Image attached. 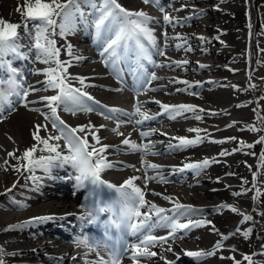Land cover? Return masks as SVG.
<instances>
[{"label":"snow or ice","instance_id":"snow-or-ice-1","mask_svg":"<svg viewBox=\"0 0 264 264\" xmlns=\"http://www.w3.org/2000/svg\"><path fill=\"white\" fill-rule=\"evenodd\" d=\"M81 0H65V2H59V0H26L25 8H18V11L22 12L23 24L6 22L0 20V118H2L4 111H12L14 109V102H18L21 99H25L29 95V89L25 88L24 78L21 75L20 70L12 67V59H25L26 57L20 49V40L18 29L23 27L25 32L29 36L34 37L33 45L36 52L37 59H43L44 63L54 62V68H48L44 74L47 79L45 80V89L57 90L55 95L42 97L41 101L45 102V107L48 112L42 113L45 119L50 121L52 128L56 130L57 135H51L47 138L40 136L41 125H35V131L32 132V138L36 143L32 147L25 149L22 157H17V160H23L22 167L24 171L31 173L30 179L33 182H38L40 177L35 175L36 170H42L45 174L51 175L54 168H63L66 165H70L76 170L77 175L74 177L76 182V188H90L89 195L86 199L92 198L97 194L98 190L107 187L113 189L117 193V197L110 203H105L103 206L94 207L93 211L87 213L88 222H94L95 217L93 212H112L115 217L110 222V227H114L118 232L130 233L132 236H136L139 243L127 244L123 243L119 249L115 246L110 252V258L105 260L100 257L96 264H121V258L123 255L130 253L131 259L134 264H138L141 258H151L157 255L156 252L150 251L149 248L156 246L157 244L166 243L169 238L176 237L179 233L186 234L188 230L194 227H201L204 221H193L188 218L190 214L197 211L190 205H183L179 202H175L171 209L159 207L154 203H149L145 200V192L135 185L134 181L140 179V177L132 176L125 180L123 184L116 186L101 179V173L109 168H113L114 164L107 160L104 153L109 147H115L117 151L122 150L119 146H110L108 144H101L100 137L97 134L99 129L90 123L88 125L77 126L71 128L67 126L57 115V109L61 106L67 112L75 114L76 112H93L100 111L102 115H106V118L115 119L117 115L127 116L128 121L117 120V127L111 129L113 132H118L120 124L131 123L134 121L135 125H142L144 122L156 119L155 116H151L146 112L141 111L142 104L137 101L134 106V111L129 113L123 109L116 107H107L100 105L98 101L84 90L86 87L93 85H87L85 83V77H70L68 74L69 62L59 60L60 49L55 46V40L49 37L55 35L66 36V34L74 31L76 21L82 17L80 11ZM144 3L156 4L159 7L158 0H144ZM163 11V9H161ZM163 20L166 24L173 23V18L168 14H165ZM152 21L143 10L130 11L122 7L117 0H102V2L96 7V12L93 16L92 27L94 28L95 36L98 40L103 41L101 56L105 60V65L110 66L114 70V74L117 78H120V72L117 71L118 65L122 60H126L130 52H135L139 60H147L150 63H154L151 57L150 49L155 48V37L153 29L148 25ZM29 22L32 23L34 32H30L28 29ZM180 23L179 20L176 21ZM57 29L59 31L57 32ZM167 38V34L165 33ZM176 39H181L177 36ZM203 39V37H201ZM44 41L43 43L41 41ZM183 47V44H177L176 48ZM191 50V49H188ZM157 54L163 56L165 53L162 49H156ZM68 54L72 55L71 46H68ZM11 57L12 59H9ZM73 59L80 61L85 59L80 56H73ZM177 67L182 64H186L187 61H175ZM160 67L170 65H158ZM143 68V65H140ZM204 67V65H201ZM137 79L139 85L137 91L145 88V85H150L152 80L159 79L156 74L150 73L147 76L138 75ZM71 80H77L80 87L73 86ZM189 85L188 81H176ZM235 87V86H234ZM255 87V85H250ZM36 91L37 89H31ZM119 91V89H116ZM151 90V89H147ZM187 89H178L177 91H186ZM156 103H160L156 101ZM241 105H237L240 107ZM163 113L169 115V118L175 119L177 116H182L184 113H193V118L200 120L202 116L200 113L204 112L203 109H198L197 106L191 104H179V105H161ZM33 111L40 112L41 109H32ZM255 111V110H254ZM209 115H217L218 113L209 112ZM139 117V119H136ZM235 122H233L234 125ZM228 125L227 127H232ZM104 127L103 125L100 126ZM90 129L88 132L86 130ZM44 130L47 131V125H44ZM250 131H256L254 126H248ZM197 133L194 138L178 137L174 138L178 140L175 145H169L170 149L185 148L204 142L207 136H201L202 131L199 128L189 129ZM78 133H85L84 136L78 135ZM152 133L141 132L142 137H148ZM91 135L94 144L89 143L88 136ZM122 135V134H121ZM64 141V146L67 148V154L61 150L59 141ZM235 137L225 138L220 141H211L214 143H224L226 140H234ZM52 141V142H50ZM260 143H264V137H260ZM122 145L126 146L129 152H140L142 155L147 156L149 149L153 147L151 141L146 144H137L136 142L125 138L122 140ZM254 145H245L243 141L240 142V147L233 149V152L239 151L245 147L251 148ZM46 152L47 155L36 156L37 151ZM156 154V153H152ZM231 153L222 151L219 155L226 156ZM9 156H14V153H8ZM259 161L264 165V152L261 153ZM145 165V185L148 180H159L160 182H166V178L159 174L155 176H148L149 169L158 170L160 166L156 164L148 163L144 160L141 161ZM218 162L210 161L208 159L202 162L185 164L180 169H173V172H184L185 170H193L199 173L206 168L209 163ZM129 167H133L128 165ZM19 171V168H17ZM256 173H253V183L256 180ZM244 183H247L245 180ZM15 187V184L13 185ZM8 191H11L10 189ZM248 191L243 189L241 192L233 193L234 196H240ZM154 195H160L159 193H153ZM260 193L257 189L256 196L253 199H257ZM166 200L171 201L169 196L163 197ZM18 207H23L18 202L13 201ZM95 203V202H94ZM147 208L146 211L141 212V208ZM222 207L237 212L238 210L231 205H223ZM185 218L187 222L181 223L180 219ZM51 217H33L28 221L21 224L10 225L6 231L14 230L16 228H23L28 225L44 222ZM250 215L244 214L243 220H251ZM154 229H168V233L163 237H156L152 235ZM251 232L248 229L244 232V236ZM228 235L221 234V240L217 241L213 250L211 251H186V255L194 259V261H200L201 259L215 255L216 251L223 247L222 241L228 238ZM81 244H88L87 239H81ZM90 247L98 244L93 241ZM171 249L169 248V251ZM223 258V257H222ZM235 261V257H229ZM179 259V256L177 257ZM243 259L248 261V264H254L252 257L245 254ZM240 264V262H235Z\"/></svg>","mask_w":264,"mask_h":264},{"label":"bare ground","instance_id":"bare-ground-1","mask_svg":"<svg viewBox=\"0 0 264 264\" xmlns=\"http://www.w3.org/2000/svg\"><path fill=\"white\" fill-rule=\"evenodd\" d=\"M226 2L228 3V9L224 12V17L222 19L223 22L220 28L217 30L212 28V31L216 32V36L229 35V37L225 36L223 37V40L218 41L221 46H227L231 49L228 51L230 53L223 56L225 61L229 60L230 66H233V63L236 64L235 67L226 70L229 72L241 73L244 79L241 77L237 85V82H233V78H228L226 76L220 78V75L216 76L212 71L208 72L207 68L211 69L215 65H211L210 60L208 61V59L201 55V58L196 57L202 52L201 48H198L197 52L199 53L192 57L190 56L189 60L194 62L192 63L193 65L197 66L195 62H198V65H204L203 73L201 72L200 75L194 74L192 76L198 78L199 81H204L209 86V91L206 93L208 99L205 100L208 103L210 102L208 108L212 112H214L216 108H219L221 112L224 113L227 112L225 107L228 108V106L231 105L232 110L235 111L237 117H233L229 122L226 121L228 120L227 117H214L213 115L202 114V119L197 120L192 126L195 129H201L203 133L209 135L208 137H211L215 141L218 135H222L223 139L235 137L234 141L236 143L228 149L227 152L229 153L232 152L233 149L239 148L241 141L246 145H253L255 143L256 147L259 148L258 155L255 150H251L248 147L236 151V155L234 156L226 155L225 164H222V167H218V169L232 173V177L237 181L229 189V198L234 200L232 197L234 196L233 193L241 192L243 189H247L248 191L240 196H236L238 198L236 200L237 212L231 211L232 213L228 218L224 216L225 220L222 217L216 218V216L211 219L214 221V225L212 226L213 229H216L217 227L219 230H223L225 228L223 224H227L232 226L230 229L231 231H235V233L229 238V241H231L232 244L228 245L229 241L226 240L225 243H223V246L227 249V251H223L226 263H213L228 264L233 261V259L229 257H235V260L238 259L241 264H248V261L243 259L244 255H250L253 259L257 254L258 247L264 242V231H261L259 228L256 231L258 238L257 241H254V243H248L247 245L245 243V245L241 247L243 244L241 241L243 238H241V236L244 233V214L250 215V212L252 213L254 210L259 209L263 216V221H260L259 227H262L261 225L264 227V165L259 161V154L264 152V143H261V147H258L260 143L257 142L260 139L259 131L247 130L250 125L255 127L257 114L260 113H257V111H262L264 116V92L262 94L260 93L261 87L264 89V6H258L255 8V6H253L255 5V0H244L243 2L242 0H226ZM24 4H26V0H0V20H8V22H12L13 20L18 21L20 15L16 14L15 11L18 8H21ZM240 8L244 10V12H239ZM223 9L226 8L223 7ZM237 12H239L237 14L238 19L241 20H245L246 14L245 24L241 25L242 21H237L234 22L233 25V23L227 21L225 16L229 15V13L233 16V14ZM190 33L191 35L193 34L192 31H190ZM25 35L26 34L21 28L19 30L20 39H24ZM56 39L61 51H64L65 48L68 49L69 45L71 46V49L77 51L74 44L68 38L57 35ZM248 46H251V49L254 50V52H245L244 49ZM210 51L214 52L215 50H209V52ZM206 61H208V63H206ZM239 63L242 65H237ZM81 72L84 74L83 71ZM225 75L229 76L228 73ZM250 85H255V87H250ZM246 88L249 89V91H245ZM50 90L51 89H48V91ZM253 92L258 94L256 97L261 100L260 110L249 107V100L254 97L251 95ZM99 96L103 97V94L99 93ZM237 105L241 106L237 107ZM30 106L31 105H28L27 107ZM203 110L206 111L204 108ZM233 122H235L234 125ZM37 124L41 125L42 122L35 114L20 110L0 127V199H4L8 195H13V201L25 205L19 209L12 201L10 204L13 208H17V210L11 212L4 207L5 205L0 200V252L5 253L3 258H8L13 264H16V258L18 261L25 262L23 258L19 257V255L22 254H26L28 256V263H32L31 256L35 252L34 250H47L49 244L34 240L33 242H29V244H31V252H29L28 249L24 250L23 253L17 251L14 252L13 248H15V244L18 242L21 234H23L26 226L10 231H6V229L10 225H17L28 221L26 219L33 215L41 216L46 213H61L67 211L63 209L66 208V206H69L70 203L66 200L54 201L55 197L50 187L42 189L44 195L39 197L34 203H30L29 199L23 195L24 183L29 172L24 171V169L17 170V168H22L23 163H25L23 160L18 161L17 157H22L25 149L32 147V145L36 143L32 138V132L35 131V125ZM228 125L233 126L227 127ZM241 125L245 128L241 127ZM233 127L238 130L234 132L231 131L230 129ZM42 128L43 127L41 126L39 134L44 138L47 134ZM230 144L231 142L225 144L216 143L212 148L210 161H216L215 158L219 154L220 149H224V145L228 147ZM253 147L255 148V146ZM10 152L14 153V156H9L8 153ZM222 157L223 156H218L217 158L221 159ZM212 164H215V162H212ZM253 173L257 174L255 183H253L252 180ZM245 180L247 183H244ZM14 184L15 187H13ZM9 189L11 191H8ZM257 189L259 190L260 195L254 200L251 193L253 191L257 192ZM212 196L211 193L206 191L205 196H201L200 201L197 202L211 199L213 198ZM192 197L197 196L194 195ZM212 200L214 202L216 199L213 198ZM190 201L194 202L193 200ZM78 205V200H75L74 206L77 207ZM236 220L239 221L238 224H236ZM31 226H35V224H32ZM228 231L229 229L226 230L225 235H227ZM207 236H209V239H203L202 243H196L195 247L207 251L208 248L210 249L211 244H216L217 241L221 240V236L218 235L208 234ZM191 243L192 241H189L187 244ZM263 247L264 245H262V248ZM245 248H249V251L246 250L247 253L244 254L243 251H245ZM14 254H17L18 256H15ZM257 257H259V255ZM260 258L264 259V254H260ZM1 264L11 263L6 260L5 263L1 262Z\"/></svg>","mask_w":264,"mask_h":264},{"label":"rangeland","instance_id":"rangeland-1","mask_svg":"<svg viewBox=\"0 0 264 264\" xmlns=\"http://www.w3.org/2000/svg\"><path fill=\"white\" fill-rule=\"evenodd\" d=\"M25 7H23V9H24ZM16 13H17V11H16ZM22 13V12H21ZM23 18V16H21V19Z\"/></svg>","mask_w":264,"mask_h":264}]
</instances>
